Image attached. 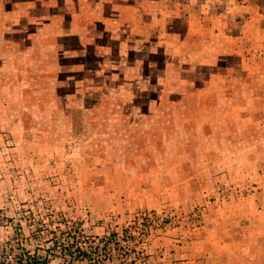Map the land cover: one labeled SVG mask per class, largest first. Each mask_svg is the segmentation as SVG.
<instances>
[{
    "label": "rangeland",
    "instance_id": "374dc122",
    "mask_svg": "<svg viewBox=\"0 0 264 264\" xmlns=\"http://www.w3.org/2000/svg\"><path fill=\"white\" fill-rule=\"evenodd\" d=\"M25 2L0 0V264H264V0H155L174 37L131 72L35 40Z\"/></svg>",
    "mask_w": 264,
    "mask_h": 264
},
{
    "label": "crops",
    "instance_id": "0c3cea01",
    "mask_svg": "<svg viewBox=\"0 0 264 264\" xmlns=\"http://www.w3.org/2000/svg\"><path fill=\"white\" fill-rule=\"evenodd\" d=\"M154 1L64 0L61 7L54 5V0H27L24 4L27 22L34 25L35 40L71 39L75 43L71 50L73 56H82L81 49L87 47L95 48L96 55L101 57L116 51L123 57L119 71L131 72L140 69L144 56L154 55L156 50L165 47L164 41L171 39L170 35L174 37L169 26L173 12L158 7V15L155 14ZM65 16H69V21L62 28ZM158 16L166 17L159 21ZM162 23L167 24L165 30L161 28ZM100 41L103 42L100 44Z\"/></svg>",
    "mask_w": 264,
    "mask_h": 264
},
{
    "label": "built area",
    "instance_id": "2783aa9c",
    "mask_svg": "<svg viewBox=\"0 0 264 264\" xmlns=\"http://www.w3.org/2000/svg\"><path fill=\"white\" fill-rule=\"evenodd\" d=\"M27 261L29 262V264H33V260L31 259V257Z\"/></svg>",
    "mask_w": 264,
    "mask_h": 264
},
{
    "label": "trees",
    "instance_id": "16d2710c",
    "mask_svg": "<svg viewBox=\"0 0 264 264\" xmlns=\"http://www.w3.org/2000/svg\"><path fill=\"white\" fill-rule=\"evenodd\" d=\"M111 236H112V237H115V234L113 233Z\"/></svg>",
    "mask_w": 264,
    "mask_h": 264
}]
</instances>
